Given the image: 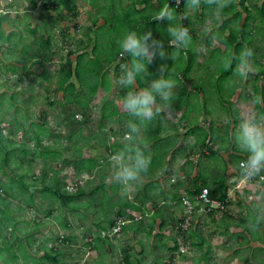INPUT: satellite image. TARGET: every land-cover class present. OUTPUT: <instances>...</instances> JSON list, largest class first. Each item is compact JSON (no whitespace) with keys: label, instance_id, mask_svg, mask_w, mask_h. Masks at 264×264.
<instances>
[{"label":"crops","instance_id":"1","mask_svg":"<svg viewBox=\"0 0 264 264\" xmlns=\"http://www.w3.org/2000/svg\"><path fill=\"white\" fill-rule=\"evenodd\" d=\"M44 1L49 0H0V57L3 62L11 63V65L18 64L17 60L11 56L8 58L9 60H5L2 57L4 56L2 49L9 48L6 44H9V41L6 43L1 41L3 34L5 36L11 32L17 34L18 26H22L19 30L20 32L22 29H25L24 26L27 23H30L29 26H34L35 28L48 22V29L43 28L41 31L43 34L49 31L55 42H62L61 44L64 47L62 54H65L63 51L70 45L69 33L81 36L78 40L80 43L78 53L82 51L91 53L96 40L107 43L118 40L117 33L114 32V26L117 24L128 25L130 22L134 23L135 15L142 16L143 20L151 19V15H146L150 9H163L169 3V0H54V2L57 1L59 4L57 9L53 7V9L49 8L46 13L45 11L41 13L40 4ZM199 2L201 3V0ZM189 3L190 0H187L185 6H189ZM199 7L203 9L201 4ZM4 8L11 9L12 11L3 12L2 9ZM6 12H10V16ZM190 24L194 27L195 22L192 15L190 17ZM204 27L205 29H200L202 33L207 34L211 32V30H208L206 24ZM189 29L192 40H197L195 39V29ZM57 34L60 40L57 39ZM22 35L23 32L21 33V38H23ZM209 35H207V39ZM156 37L161 38L164 41V46L171 51L173 46L168 43L170 38H166L160 34H157ZM21 38L16 39V41H20ZM82 40L85 42L81 43L83 42ZM211 40H215V38L211 37ZM193 47L194 49L180 48L183 50H180L178 55L175 54L176 49H173L170 53L173 58L157 55L149 65L160 67L161 64H164V66L169 64L165 69L166 72L169 70L168 67L174 64L175 57H181L185 49L186 54L191 55L192 60L187 67L183 56L179 61L181 63L180 69H177L179 67L177 64L178 66L175 71L182 72L181 69L187 68V74L189 75L181 77L185 81V84L182 86L189 90L188 95L191 91H195L203 103L207 104L209 102L208 107L205 108L204 104L198 103L199 107L193 104L191 109H188L189 103H185L183 98L182 100H177V96H175L176 101L174 100L171 108L162 113L158 119L142 125V128L136 135L145 152L150 155L151 163L148 170L141 174L139 180L128 185L118 182L113 175L116 164L114 157L124 144L127 143L126 137L130 134L128 126L126 127L127 130L116 136L114 140L106 141V150L101 147L105 155L98 153L96 148L88 147L85 142H81L75 146L78 155H73L71 158L65 155L71 162L65 159V163L60 161L58 165L61 167L60 173L62 177L69 178L67 182L64 180V185L71 186L69 190L77 188L78 197L70 203L62 205L63 213L61 215L55 209L53 215L57 219L54 221V224L45 219L41 220L40 224V220L36 218L38 217L36 213H34L32 218H25L22 215L17 217L20 212H16L18 224L13 231V234H15L13 239L16 244L18 240H20V245L22 243L21 248L19 251L16 250L14 256L19 261L16 264H23L26 261L25 255L28 257H38L43 254V252H40L39 255L32 253L30 246L36 243L38 248L44 249L45 246L42 241H39L40 234L44 241L47 239L44 233L50 232L52 229L53 232L60 231L59 233L65 235L67 244L71 245L74 242L73 240L69 241L70 238L78 240V246L74 245L75 248H78L77 251H73L68 246L67 249H70L72 254L67 255L65 252H62L57 264H162L171 254V250L168 247L172 246L173 237L177 232V223L184 213V198L191 199L190 201L193 202V207L195 208V218L192 222L191 233L204 238L203 241L206 243L204 249L208 253L207 256L198 255L195 258V264H219L226 262L224 258L220 262L219 258H213L209 255V250H211V248H208L210 240L205 238V232L203 233V229L199 228V226L209 228V231L215 233L216 235L214 236L217 238H224L227 234L237 238L238 245L235 248H245L247 256L245 258L238 255L227 256L230 263L237 264L243 262L252 264L255 262L257 264L262 260V256L258 259L256 258L257 252L264 249V228L263 223L258 218L261 215L259 213L262 206L259 209L256 206L253 210L245 207L244 210L237 211L236 213L231 211L234 206L235 197L239 198V195L234 192V186L238 187L245 183V177L244 175H239L240 172L230 162V158L232 154H237L241 158L240 160H242L246 158L247 154L244 150L236 149L230 145L229 140L232 131L239 125L241 119L250 112L257 113L264 108V78L260 76V80L256 81L255 77L258 70L264 68V63L257 64L255 60V64L244 75V81L239 80L242 75L235 77L236 83L233 95L231 94L230 96L236 101L235 104H237L236 116L234 118L232 113L228 116L225 110L215 109L217 105L211 104L214 102L211 95L212 91H209V84L204 82L207 79L203 73L212 72L213 65L208 63V58L212 57L215 47L209 45L208 48H202L199 44ZM54 49H58V46H54L52 50ZM222 49L225 50V46ZM66 50L68 51V49ZM45 63H49V61ZM115 65L116 62L111 64L112 73L114 72L113 67ZM41 70L42 68H40V71H34L39 75ZM30 74L33 73L26 69H21L19 78H21L20 80H24ZM38 77L41 78L40 84L42 87L39 89L33 83L30 84V89L24 86L22 91L29 93L23 94L22 98L37 99L41 96V90L50 87L53 89L55 87V83L41 76ZM249 77H252L250 82H248ZM113 82L116 85V82ZM214 83L221 86L220 83L222 82L217 81ZM40 84L38 83V85ZM183 87H181V84H177L176 94L183 95ZM203 87H205V90H203ZM257 94L258 96H256ZM205 95L208 97L206 101L204 99ZM239 100H242V102ZM115 102L119 107L117 99ZM258 107L259 109L257 110ZM119 110L121 109L119 108ZM262 113L264 114V112ZM117 117L120 120L122 116H112V121ZM124 118L129 121L134 117L124 116ZM205 141L209 143L211 149L208 152L206 150V154H200L201 148L206 147L204 145ZM32 144V151L35 153L44 152L48 149L58 150L57 147H53L48 143V140H43L42 143L37 145L32 141ZM59 150L63 154L66 152L64 148H60ZM48 159L45 156L44 160H40L42 165H39L37 162L34 164L37 167L38 173V175L34 176L35 179L40 176L38 168L41 170L44 165V167L47 166L50 169V166L55 165L59 160ZM210 160L211 162H209ZM55 173L57 179H59L58 167ZM215 174H222L228 185L227 192L231 203H228L227 207L229 209L226 211L230 215L236 214L235 216L238 217L246 215L247 218L245 220H229L227 221L229 223H227L225 220H221L223 209H216V207L206 209L205 207L208 208V205L203 206V203L195 197L196 195L192 196L196 183L202 182L204 178L210 181ZM47 176L48 178H54L51 172ZM259 178L261 180H256L258 182H251V184L254 188L256 186L262 187L261 192H263L264 184L262 179L264 178V174L259 175ZM47 183L43 184L40 181L34 183L32 179L31 183L22 184L28 192L32 193L31 201L33 202L35 198H38V195L43 196L41 191L47 187ZM51 183H53L52 180ZM45 195L47 198L46 191ZM25 196L30 197L29 195L27 196V193ZM39 199H41L40 196ZM251 212L253 215H251ZM143 213L145 215L141 219H135V217L141 216ZM254 217L259 220V224H254ZM59 218H62L61 223ZM118 221H122L118 231L114 235L108 236L107 234H110L112 227ZM6 232L10 233L7 230H3V233ZM22 232H26L27 234H22ZM29 234H31V237H29L28 243L26 235ZM49 237L51 236H48L49 240H46V243L50 247L56 246L57 241H54L53 236V241H50L51 238ZM223 241L221 245L220 240H216L217 243H220L221 247L226 246L225 241ZM195 244L200 247L202 246V243L199 242ZM186 256L185 253L177 257L180 258L179 264L192 263L191 256L189 254Z\"/></svg>","mask_w":264,"mask_h":264},{"label":"rangeland","instance_id":"2","mask_svg":"<svg viewBox=\"0 0 264 264\" xmlns=\"http://www.w3.org/2000/svg\"><path fill=\"white\" fill-rule=\"evenodd\" d=\"M262 1L263 0H242V1L241 0H201V3L199 2V6L201 4L203 9H201L199 6L195 9L190 8L191 7L190 3L188 4L189 6H184V10L189 16V18L192 15V18L195 22L194 27L190 24V28L195 29L196 32L195 39H197V40H191V43L184 47L185 49L187 48L194 49L193 46L196 44H199V46H201L202 48H208L209 45L215 47L214 51L212 52V57L208 58V63L210 65H213L212 72L203 73V75H206V79H207V81L204 80V82H207L209 84V91H212L211 95L213 96L214 102L211 104L217 105L215 109L219 108L225 110L228 116H230V114L232 113L234 115V118L236 116L237 104H235L236 101L230 96L233 93L235 87V83H236L235 77H237V75L238 76L241 75L240 73L238 74L237 71V69L241 66L240 60L238 59L237 64L233 68V70L230 69L231 70L230 74H227L225 76H223L222 74L223 78H221V80L219 81L222 82L220 83L221 86L215 84L213 80H214V76H218L221 72H225L227 68L230 67L232 54L233 55L235 54L236 42L242 43L240 44L241 45L240 49H237V55L241 53L242 49L248 47H251L254 50V55L248 59L247 63H248V67H250L249 69H251L252 65L255 64V60H256L255 57L259 55L258 54L259 51H262L264 49V40H262V42L260 40V38H262V34L264 36V31H263L264 5L261 3ZM240 2H242V4ZM243 4L246 6L247 9L244 8ZM174 9L176 10V8ZM2 10L4 12L11 9L4 8ZM161 10L162 8L150 9L146 15L147 16L151 15V19H147V20H143L142 16L135 15L133 21H135L134 23L136 24L131 23L129 27L131 29L136 28L138 32H144L147 31L148 29H151L153 36L155 37L157 34H160V35H164L166 38H170L167 33V25L169 21L167 19L157 20L153 18ZM257 10L259 13L257 12ZM176 12L178 15H180V12L178 10H176ZM6 13L8 14V16H10V12L9 13L6 12ZM29 24L30 23H27L26 26H24L26 30L22 29V31L20 32L19 30L20 28H22V26H18L17 27L18 33L15 34V36L12 35V37H8V35L5 36L3 34L2 36L3 38L1 39V41H3L4 43L9 41V44L8 43L6 44L10 48V49L9 48L2 49V54L4 55L2 57H4L5 60H9L8 58L11 56L12 58H15L18 63L17 65H11V63L3 62L2 58L0 57V119H3V126H4V129L2 130L1 133L3 134V136L6 137L5 141L3 140L0 141L1 142L0 181L1 183L4 184L5 187H7V189L10 183L13 185L11 189H8L9 190L8 194H6L7 201H5L1 205L4 206L5 204V206H7V210H9L7 213H11V215L15 217H16L15 210L16 212L18 211L20 212V214L17 215V217L22 215L25 218L27 217L32 218L34 213H36V215L38 216L36 218L40 220V224H41V220L43 219L49 221L51 224H54V221H56L57 219V217L53 215L55 209L56 211L59 212L58 213L59 215L63 213L62 205H59V201L54 200L53 197L46 198L45 191L44 189H42L41 194L43 193V196L37 194L38 198H35L34 201L31 203V205L29 204L27 206L26 205L27 201L26 202L24 201V198H26L25 196L26 193L23 190L18 191L17 188L15 187V183L18 181H22V183L26 185L31 183V180L33 179L35 180L34 183L40 181L43 184H45L47 182H51L52 180L58 186L63 187L64 180L65 182H67L69 178L62 177L60 173L61 167L58 165V162L61 161L65 163V159H67L68 162H71L68 159V157H66L65 155L69 156V158L73 157V155L77 156L78 154L76 153L77 149L75 146H77L81 142H85V144L88 147H92L93 149L96 148V151L98 153H100L101 155H105V152L101 149V147L104 150H106L105 149V145H107L106 141L114 140L116 136L127 130L126 127L128 126L127 123L128 121L126 118H124V116H128V114H126L127 111H124L126 109L123 107V103H122V98L126 93V89H123L122 87L118 88V85H115L114 82L111 81L110 82L111 86L112 83L114 85L110 87V89L107 90L99 89L93 97H90V99L88 98L89 94H87V96L85 95V97L83 96L82 100L84 103H86L84 107L77 106L75 104L62 105L61 104L62 95L58 93L57 90H54V88L52 89L51 87L49 88V90L46 89L41 90V96L39 95L40 98L37 99H29V97L22 98L23 94L29 93L22 91V88L24 86L27 89H30L31 88L30 84L33 83L34 85H37L39 89L42 87L40 84L41 78L38 77L39 76L38 73L35 72L36 70L40 71L42 65L37 62L35 63L34 60H36L37 57L34 55L33 56L28 55L27 52H25V50L31 49V45L29 44V42L33 43L34 37H36V39L39 38L37 36L40 33H42L41 30L43 28V25L38 26L35 29V31H30L29 27L34 29V26H29ZM205 24L207 25L208 30H211L210 33L206 34L201 32L200 29H205L204 27ZM22 32H23L22 35L23 38H21ZM120 33L122 32H117V34ZM208 34L210 35L208 36L207 39ZM68 37L70 40L71 38H74L75 40L73 41L72 44L70 42V45H68L66 49H70V48L72 49L75 48L77 45H80V43L79 42L76 43V41H78L81 36H76V34L72 35L71 33H69ZM211 37H214L215 40H211ZM19 38H21V40L16 41V39ZM156 38L161 39L159 37ZM57 39L60 40L58 34H57ZM245 40H250L249 42L246 43L247 47H245ZM82 41L83 42L81 43L85 42L84 40ZM56 43L59 52L62 53V49H64L63 44H61L62 42L59 41V43L58 42ZM34 44L38 45L39 50L44 48L43 42H39V43L35 42L32 44V46H34ZM224 46H225V50L222 49L224 48ZM66 49L63 51L64 53L68 52ZM185 49L182 52L183 54H181V57L176 56L174 59L175 61L174 64H171V66L168 67L169 70L164 72L165 75L174 79L176 81V84H181V87H183L182 85L185 84V81L181 78L180 75V73L182 72L175 70L178 65L179 67H177V69H180L181 67V63L179 61L182 59L183 56L186 55ZM180 50L183 49H179L178 50L179 53ZM60 60H61L60 57L54 56L53 60L49 61V63H46L47 70L53 75V77L50 80L53 83H55L56 80V71ZM261 60L262 61L260 63H264V59L262 58ZM168 65L163 66L164 69H166ZM21 69L22 70L26 69L33 74L27 75L25 78L26 80L25 79L20 80L21 78H19V73ZM148 69L150 75L147 77V80H150V78L154 76L153 73L159 75L160 74L159 70H161L160 67H156V66L149 67V65H148ZM121 72L122 70L118 69V71L115 74V81H117V78L121 74ZM188 75L189 74L186 73L185 77H187ZM182 77L184 76L182 75ZM240 78H239L240 81L245 80L244 76H241ZM251 80L252 77H249L248 82H250ZM73 81L75 82L76 89L81 90L82 84L78 85L79 83L78 79L73 78ZM37 82L40 85H38ZM146 82L147 81H144V83ZM104 85L105 86L108 85V80H105ZM203 88H204L203 90H205V87ZM188 91L189 90L184 88L182 90V92L184 93L183 95L176 94L177 100H182V98L185 99L186 97H188L190 100L188 102L189 103L188 109H191V106L193 104H196V106L199 107L200 105H198V103L204 104L205 108L208 107L209 102L207 101L208 102L207 104L203 103V101L199 98V96L195 93V91H191L189 96H186ZM258 92L260 93L259 90ZM205 96L206 97L204 99L206 101L208 100V97L207 95ZM256 96H258V94ZM216 97L220 99H217ZM110 98L118 100L119 108L122 110V111L120 110L121 114L117 115V116H122L120 120L119 117L115 118V120L112 121L111 118L102 116V110L100 109V106L104 102V100ZM50 99H54L53 103H51L52 100ZM239 101L242 102V100ZM105 106L108 107L107 104H105ZM258 109L259 107L257 108V110ZM257 113L260 115L261 114L264 115L261 110H259ZM141 128L142 125L140 129ZM26 132L29 134V136L32 139L28 140L25 137ZM38 133L39 134L42 133V140L40 143H42L43 140H48V143H50L53 147H57L58 150L55 153H51V154L45 153L46 155H44L43 157L40 156L39 153L33 152L31 144L32 141L35 142L37 138L36 134ZM232 133L229 140V144L234 146L236 149H242L235 142ZM93 144L96 145L94 146ZM60 148L62 149L64 148L66 152L63 154L62 151L59 150ZM47 155H50V157L52 158H50ZM45 156L50 160H56V159L59 160L55 165L50 164L52 165V166L49 165L50 169H48L47 166L45 167L42 166L43 170L42 168L41 170H39L38 168L40 180L39 178L35 179L34 176L38 175V173H37V167L34 164L37 162L39 165H42L40 160L41 159L44 160ZM53 157L55 158L53 159ZM209 162H211V160ZM57 167L59 169V179H57V175L55 173ZM43 172L45 173L44 175ZM49 172L52 173V176L54 178H48L47 175ZM239 175H243V174L241 173ZM263 179L262 182L264 184ZM256 180H261V178H259V176L251 179L245 177V183L239 185L238 187L234 186V192L237 195H239V198L235 197L234 206L231 209V211L236 213L237 211L244 210L245 207H247L250 210H253V208H255L256 206L258 207V209L262 206V209L260 210L259 213L261 215L258 216V218L260 219L261 223H263V228H264V189L263 192H261L262 187L256 186L254 188L251 182L253 183L258 182ZM66 186L67 185H64L63 188H66ZM109 188H111V186H109ZM39 196L41 199H39ZM184 204H185V209L182 217L189 215V219L186 223V226L189 227L192 226V222L195 218L194 216L195 208L193 207L194 205L193 202H191L192 206L191 205L188 206V204H186L185 202ZM202 205L204 206V204ZM189 207L192 208L191 213L188 212L186 213ZM205 208L208 209L207 207ZM226 209L229 208L226 206ZM59 219L61 223L62 218ZM6 228L9 227H5L3 228V230H6ZM199 228L203 229V233L205 232L204 233L205 238L210 240V244L208 248H211V250H209V255L213 258H219L220 262H222L223 258L225 259L226 262L219 264H226V263L234 264L233 262L230 263L227 256L238 255L239 257H243V258L247 256L246 254L247 250L245 248H235L238 245L237 244L238 240L236 241L237 238H235L233 235L227 234V236H224V238H220V237L217 238L214 236L216 235L215 233L209 231V228H206L204 226H199ZM14 230L15 229H12V232ZM59 232L60 231L53 232L52 229V231L44 233L45 235L44 234L43 235L45 236V238H47L46 240H49L48 236H51L49 237L51 238L50 241H53L52 236L55 237L54 241H58L56 237L59 240L61 239L60 241H58L59 242L58 247L59 250L61 251L60 255H62V252H65L67 255L72 254V251L70 249H67L68 246L73 251H77L78 248H75L74 245L78 246V240L77 239L74 240L73 238H70L69 241L73 240L74 242L71 245L67 244L66 241L63 240L62 238V234ZM22 234H27V233L22 232ZM110 235L111 234L108 233V236ZM39 238H40L39 241L40 240L42 241L45 248L44 249L38 248L36 243H34L33 246L31 245L30 251L36 255H39L40 252H44L46 251V249H48V247H50L48 243H46V240L43 241V238H41V234ZM217 239L220 240L221 245L223 239H225L224 241L226 246L221 247L220 243L216 242ZM201 241H202L201 238L195 234L191 238V242H193V244L190 243L186 244L188 247L187 249L184 248V246H182L183 252H185L187 256L188 254L191 256V260H192L191 264H195V258H197L198 255L201 254L200 256H205V255L207 256L208 254L207 250L204 249L206 247V243L204 241L202 242L201 247L195 244L198 242L200 243ZM3 248L5 249L2 251L3 258H0V264L19 263L18 259H15V257L12 256L13 252H16L15 247L11 248L8 245H4ZM263 254H264V249L257 252L256 258L258 259L261 256L264 257ZM179 259L180 258H177L175 260L177 264H179ZM37 263L39 264L40 262L38 261ZM40 264H42V262ZM237 264H246V263L239 262ZM252 264H255V262H253Z\"/></svg>","mask_w":264,"mask_h":264},{"label":"trees","instance_id":"3","mask_svg":"<svg viewBox=\"0 0 264 264\" xmlns=\"http://www.w3.org/2000/svg\"><path fill=\"white\" fill-rule=\"evenodd\" d=\"M186 2H187V0H169L167 7L171 6L173 8H176V10H178L180 12V15H182V14L186 13L184 10V6H185ZM240 3L242 4V2H240ZM261 3L264 5V0ZM58 5H59L58 2L57 1L54 2V0L44 1L41 4L40 12L43 13L45 11V13H46V11L49 8L53 9V7H55V9H57ZM244 8H246L245 5H244ZM257 12H258V10H257ZM247 18H248V16H247ZM182 22L190 28V18L188 15H186L184 17ZM131 23L132 22H130V24ZM130 24H128V25L117 24L116 26H114V30H115L114 32L115 33L123 32L125 29H127V27H128V29H131L129 27ZM48 25H49L48 22H45L43 24V28L48 29ZM37 27H35L34 29L30 28V31H35V29ZM7 35H8V37H12V35L15 36V34L12 32L8 33ZM120 35H121V33L117 34L118 39H119ZM37 37H39V38L36 39V37H34L33 43L43 42L44 48L39 50L38 45L34 44V46H32L33 43L29 42V44L31 45V49L25 50V52H27L28 55H32V56L34 55L37 57L36 60H34L35 63L37 62V63L42 65V70L39 73V76H41L45 79H48L49 81L51 80L53 75L47 70V66H46L45 62L53 60L54 56H56V57L58 56L61 58V60L59 61L57 71H56V80H55L54 90H57V92L62 95V101H61L62 105L63 104L64 105L75 104L77 106L84 107L86 103L83 102L82 97L83 96L85 97V95L87 96V94H89L88 98L90 99V97H93L99 89H105V90L110 89V87H112L110 82L111 81L113 82V80L115 81V74L118 71V68H120L123 71L124 66H126L130 60V57L127 54L121 55L122 50L119 48L118 40H113L111 42H108L109 44L107 42H103V41L101 42L99 40H96L93 44L91 53L86 52V51H82V52L78 53L80 46L77 45L75 48L68 49V52H66L65 54H62L59 52L58 49L52 50V48L54 46H56L57 44L53 40L52 35L49 33V31L48 32L46 31V34L40 33ZM252 39H250V40H252ZM250 40H245V47H247L246 43L249 42ZM260 40H261V42H262V40H264L263 34H262V38H260ZM73 41H74V38H71V40H70L71 44L73 43ZM76 43H78V41H76ZM235 44H236L235 45V54L234 55L232 54L231 61H230V64H231L230 67L227 68V70L225 72H221L216 77L213 75L214 76V80H213L214 82L220 81L221 78H223L222 74H223V76L230 74L231 70H233V68L236 66L238 59H236L235 57H239V55H240V54L237 55V49H240V46H241L240 44H242V43L236 42ZM258 54L259 55L257 57H255L257 64H259L262 61L261 60L262 58L264 59V49L262 51H259ZM191 60H192L191 55L186 54L184 56V61L186 62L187 67L190 64ZM113 62H116V65L113 67L114 72L112 73L111 72V64ZM149 67H151V66L149 65ZM186 73H187V68L182 69V73H180L181 77H182V75L185 76ZM153 75L155 76L156 73H153ZM260 76H263V78H264V68L263 69L260 68L258 70V72L256 73V76H255L256 81L260 80ZM153 77H151L150 79H152ZM73 78L78 79V81H79L78 85L82 84L81 90L76 89V85H75V82L73 81ZM105 80H108L107 86L104 85ZM115 82H116V85H118V88L121 87L117 83V81H115ZM143 83H144V81L140 80V81H138L137 85L143 86ZM112 85H113V83H112ZM83 86H84V88H83ZM46 90H49V88H46ZM263 91H264V86H263ZM186 96H189V95L186 94ZM50 100H52L51 103H53L54 99H50ZM184 101H185V103H188L190 100L188 97H186L184 99ZM105 104H107L108 107H106ZM100 109L102 110V116H106V117H110V118L112 116H117V115L121 114V111L119 110V107L117 106L115 100L111 99V98L104 100V102L100 106ZM262 112H264V108L262 109ZM126 114H128V116H131L128 112ZM3 129H4L3 119H0V141L6 140V137L3 136V134L1 133ZM25 137L28 140L32 139L27 132L25 134ZM36 137L37 138H36L34 144L37 145V144H40V142L42 140V133L36 134ZM204 145L206 147H204L203 149L201 148L200 154H206L205 151L207 150V152H208L209 149H211V147L207 141H205ZM0 146H1V142H0ZM47 151H49V152H47ZM47 151L40 152L39 154L42 156V155H46L45 153H47V154L55 153L57 150L53 149V150H47ZM47 156L50 157V155H47ZM50 158H52V157H50ZM54 158L55 157H53V159ZM240 159L241 158L239 157V155L232 154L231 158H230V162L237 168V170L240 173H242V171L239 167ZM48 183H47V187L44 188L46 191L47 197H53L54 200L59 201V205L68 204L78 197V189L77 188L75 190L74 189L69 190L67 188V186H66V188H63L64 184H63V187H60L57 184H55L54 182L53 183L48 182ZM12 187H13V185L10 183L8 185V189H11ZM15 187L17 188L18 191H22V190L24 192L27 191L24 188L22 181L16 182ZM0 188H1V191H0V258H3L2 251L5 249V248H3L4 245H8L11 248L15 247V249L17 251H19L22 243L20 245V242H19L20 240H19L18 243L16 244L14 239H13L15 237V234H13L12 229L16 228V226L18 224V219L15 216L11 215V213H7L9 210H7V206H5V204H4V206L1 205L5 201H7L6 194H8L9 190L7 189V187L4 186L3 183H1V181H0ZM202 188H207V190H208L207 197L209 198V200H213L214 202H216V206H215L216 209H220V210L223 209V211L221 212V215L223 216V217L221 216V220L223 219V220H225V222H227L229 220H245L247 218L246 215H244V217L235 216L236 214L230 215L227 212L228 209H224V207H226L228 205V203H231V200H230V198L228 196V192H227L228 191L227 190L228 185H227L222 174H220V175L215 174V176L210 181L208 179L204 178V180L202 182L196 183L194 185V190H193L192 196L196 195L195 197H198V194L201 192ZM26 193H27V196L28 195L30 196L29 198L28 197L25 198L26 199L25 202L27 201L26 204L29 205L32 203V201H31L32 193H30L28 191ZM206 205H208V204L206 203ZM212 208H214V207H209V205H208V209H212ZM15 214H16V210H15ZM143 215H145V214L143 213L141 216L135 217V219H138V218L141 219L143 217ZM251 215H253L252 212H251ZM253 220L255 221L254 222L255 225L259 224V222H258L259 220L257 218L254 217ZM183 222H184V217H181L179 222L177 223V226H176L177 232H176L175 236L173 237L172 246L168 247V249L171 250V254L168 257V259L165 262H163L162 264L176 263L175 260L177 259V257L185 254V252H183V250L180 249V246H185L187 249L188 247L186 244H188V243L193 244V242H191V238L193 236V234L191 233V227L192 226H189V227L183 226L182 225ZM227 223H229V222H227ZM5 227H9V228H6V230H10V231H8L10 233H7V232L3 233V228H5ZM116 232L112 233L111 235H114ZM27 237H28V239L26 241L29 243V237H31V234L27 235ZM53 238H55V237H53ZM62 238H63V240H66L65 235H63V234H62ZM201 238H202V241L200 243H202L204 240L203 237H201ZM56 239L58 241L61 240V239L59 240L57 237H56ZM58 241L56 243L57 244L56 246H51L50 248L46 249V251H44L43 254H41L38 257L37 256L36 257H28L25 255L26 261H24L23 264H29V263L38 264L37 263L38 261L40 263L42 262V264H52V263L57 264L59 262V255L61 253V251L58 248V243H59ZM11 248H9V249H11ZM15 254H16V252H13L12 256L14 257ZM261 259L262 260H260L257 264H264V257H262Z\"/></svg>","mask_w":264,"mask_h":264},{"label":"clouds","instance_id":"4","mask_svg":"<svg viewBox=\"0 0 264 264\" xmlns=\"http://www.w3.org/2000/svg\"><path fill=\"white\" fill-rule=\"evenodd\" d=\"M190 6L195 9L199 6V0H190ZM187 13L178 15L171 6L163 8L153 18L157 20L167 19V33L172 45L171 51L164 46V41L153 36L151 29L138 32L135 29H125L119 39L121 55L127 54L129 62L117 78V83L126 93L122 98L123 107L135 119H130L128 128L130 134L126 137L127 143L114 157L116 161L113 175L115 179L128 185L140 179L151 163V157L138 141L137 133L141 125L158 119L162 113L172 107L176 96V81L164 74V64L160 65V74L147 80L150 75L148 65L157 56H173L170 54L175 48L176 55L179 49L191 43L190 29L182 21ZM254 55L251 47L242 49L239 57L240 67L237 71L246 75L250 70L248 59ZM147 81L143 86H137L138 81ZM235 142L246 152V158L239 161L242 174L248 178H254L264 174V116L256 112H250L240 120L238 127L233 130Z\"/></svg>","mask_w":264,"mask_h":264},{"label":"built area","instance_id":"5","mask_svg":"<svg viewBox=\"0 0 264 264\" xmlns=\"http://www.w3.org/2000/svg\"><path fill=\"white\" fill-rule=\"evenodd\" d=\"M70 187H71V186H67L68 189H69ZM207 193H208L207 188H202V190H201V192L198 194V197H197V198H198L199 201H201L204 205H206V203H207V204L209 205V207H215V206H216V202H214L213 200H209V198L207 197ZM184 202H185L186 204H188V206L191 205L190 200L187 199V198H184ZM191 206H192V205H191ZM191 209H192V208L189 207V208L187 209L186 213H187V212H188V213H191ZM190 216H191V215H190ZM188 219H189V215H187V216L184 217V222L182 223L183 226H186V223H187ZM121 223H122V221H118L117 224L114 225V226L112 227V230H111L110 234H112V233L118 231V229H119ZM184 248H186V247L184 246ZM180 249L182 250L183 247L180 246ZM172 264H177V263H172Z\"/></svg>","mask_w":264,"mask_h":264}]
</instances>
